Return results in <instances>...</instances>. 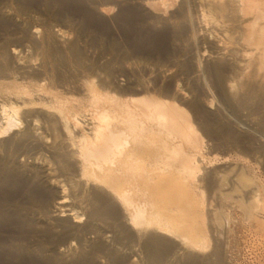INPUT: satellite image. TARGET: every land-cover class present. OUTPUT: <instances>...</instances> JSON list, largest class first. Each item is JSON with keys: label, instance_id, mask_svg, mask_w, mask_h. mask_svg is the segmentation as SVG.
I'll use <instances>...</instances> for the list:
<instances>
[{"label": "bare ground", "instance_id": "1", "mask_svg": "<svg viewBox=\"0 0 264 264\" xmlns=\"http://www.w3.org/2000/svg\"><path fill=\"white\" fill-rule=\"evenodd\" d=\"M41 8L77 34L19 19ZM0 32V264H229L239 227L264 250V172L205 150L243 146L228 111L264 139V0H0Z\"/></svg>", "mask_w": 264, "mask_h": 264}, {"label": "rangeland", "instance_id": "2", "mask_svg": "<svg viewBox=\"0 0 264 264\" xmlns=\"http://www.w3.org/2000/svg\"><path fill=\"white\" fill-rule=\"evenodd\" d=\"M47 8V7H46ZM45 8V9H46ZM52 8V7H51ZM45 9L44 10H42V8L40 9V11H42V12H40L39 11V9H38V11L36 10L34 13L32 12V13H27V14H22V15H20V17H19V19L21 20V21H24L25 22V25H27L28 27H38V28H40L42 31L44 30V29H46V28H48L50 25H52L51 27L52 28H54V29H62V30H64V31H66L67 30V32L69 31V30H72V32H70L69 31V33L71 34V33H73L74 32V34L73 35H75V34H77V32L76 31H78V29L79 28H77V25H79V23H77V22H79L80 21V17L78 18V16H79V14L78 13H73L75 16L73 17V16H67V14L66 15H63V16H61V17H55V19L52 17V16H54V12H55V10H56V8H54V9H50L49 11H45ZM14 11V10H13ZM36 12H38V13H36ZM32 14H34V15H32ZM72 13H71V15H73ZM77 14V15H76ZM26 15V16H25ZM28 16V17H27ZM30 16V17H29ZM32 17V18H31ZM41 17V18H40ZM36 18V19H35ZM41 19V20H40ZM70 19V20H69ZM29 20V21H28ZM34 20V21H33ZM50 20H51V22H50ZM44 21H45V23H44ZM68 21V22H67ZM29 22V23H28ZM31 22H33V23H31ZM47 22V23H46ZM69 22H71V23H69ZM28 23V24H27ZM42 23V24H41ZM74 23V24H73ZM31 24V25H30ZM45 24L46 25H49L48 27L47 26H45ZM32 25H34V26H32ZM74 26V28H72ZM76 26V27H75ZM79 27V26H78ZM111 28V31L109 32V34L110 35H112V33H113V35L112 36H114V37H117V39H119V37H122V33H121V31L117 28V27H114V26H111L110 27ZM115 28H117V29H115ZM76 31H75V30ZM93 28H91V30H92ZM74 30V31H73ZM97 30H96V28L95 29H93L91 32H96ZM114 31H119L120 33H118V32H115L114 33ZM5 32H15V30H13V29H10V30H8L7 29V31L5 30ZM91 34H93V33H91ZM116 34V35H115ZM2 35H4V33L3 32H0V42L3 40L2 38ZM89 36V37H88ZM90 32H88V35L87 34H84V35H82V38L83 39H81V43H83V44H85L86 42L88 43L89 41V39H90ZM87 39H85V38ZM88 37V38H87ZM84 40V41H83ZM86 43V44H87ZM82 44V45H83ZM99 46V47H98ZM107 46V48H108V45H106V44H95V45H93V46H91V48H90V51L91 52H96L97 54H98V52H100L99 53V55H102L100 58H103V59H105L106 57L108 58V60L110 59V57H111V55L109 54V55H107V54H104L106 51H107V48H105ZM96 47H97V49H96ZM151 48V50H148V49H150ZM92 49H94V50H92ZM96 49V50H95ZM98 50V51H97ZM147 50V51H146ZM153 47H151V46H147L146 48H145V53L146 52H148V54H145L144 53V55H143V59L145 60V61H154V63H152V62H149L150 64L152 63V65L154 66L155 64H157V61L158 60H156V59H158V57H156V59L154 58V60H153V56L155 55V54H157V53H153L152 54V52H153ZM103 53H102V52ZM90 52V53H91ZM102 53V54H101ZM149 53H150V56H148L149 55ZM109 56V57H108ZM156 56V55H155ZM154 56V57H155ZM151 58L152 60H150V59H148V58ZM107 58L105 59V61L107 60ZM112 58V57H111ZM146 58V59H145ZM103 59H100L99 61H101V63L104 61ZM148 66H152V65H150L149 63H147V62H145ZM144 63V64H145ZM147 66V67H148ZM153 66H152V69H154L153 68ZM156 66V65H155ZM151 68V67H150ZM148 69H149V67H148ZM151 69V70H152ZM180 82V84L181 83H183V85H181V87H183V89L185 90L184 92H187V94H186V100H184V101H180L179 102V104L182 106V107H184V108H186V109H188V110H192V108H191V98H189V97H192L191 95H192V93L191 92H189V91H191V87H192V85L190 84V83H188L187 84V82L186 81H179ZM189 84H190V86H189ZM188 87H187V86ZM185 94V93H184ZM183 100V99H182ZM216 102H218L217 100H216ZM219 104V105H218ZM216 106H220V103H216L215 104V106L213 107V110L216 108ZM217 109V108H216ZM215 109V110H216ZM192 112V111H191ZM242 112L243 113H246V112H244V111H242V110H239V111H235V112H225V114H227L226 116L224 115V118L227 120V121H230V122H227V124H228V126L230 127V126H232L231 124H229V123H232L233 122V119H234V122L233 123H237L238 122V124L236 125V126H233V127H230V129H232L233 131H235L238 135H239V137H240V135L242 136V137H240L241 138V140L243 141V146L242 147H240V149H237L236 147V149L234 148V147H230L229 149L228 148H226V146L224 147V145L227 143V142H225V139H221L219 142H217V143H215L216 141H214V142H211L212 140H210V139H208V138H206V148L207 149H205L206 150V153H207V155H208V157L210 156H212L213 158L215 157V158H217V159H219V161H217L215 164H216V166L215 167H220V166H222L223 165V167H224V165L225 164H223V162L225 161V158L226 157H229V156H231V155H233V156H240L241 157V159L242 160H245V161H247L248 162V164L251 166V167H253L254 169H255V171L256 172H258V173H262L263 174V172H264V163H263V161H261V158L256 154V152H257V148H258V144L260 143L261 144V142L264 140V139H262V137H257V138H255L254 137V135H252V134H250L248 131H250L249 129H247V128H249L248 127V125H247V123L249 122L248 121V119H247V116L246 117H242L241 118V116L243 115L242 114ZM235 113H237V115L235 114ZM233 115H236V117H234ZM245 115V114H244ZM228 116V117H227ZM238 117V118H237ZM230 118V119H229ZM241 118V121H237L238 119H240ZM246 118V119H245ZM229 119V120H228ZM231 119H232V121H231ZM234 124V125H235ZM246 130H247V132H246ZM250 135H252L251 137H249ZM253 137V139H249V138H252ZM260 139H262L261 141H260ZM209 140V141H208ZM259 140V141H258ZM208 144V145H207ZM246 144H248V145H246ZM259 144V145H260ZM250 145V146H249ZM248 146H249V148H248ZM228 147V146H227ZM251 147H253V149H250ZM232 148V149H231ZM228 149V150H227ZM209 152H211V153H209ZM225 157V158H224ZM221 159H224V161H222ZM222 161V162H221ZM219 162H221V163H219ZM219 164V165H218ZM228 165V164H227ZM220 168H222V167H220ZM263 176H264V174H263ZM264 178V177H263ZM244 228H242V227H239V228H237V230H236V233L232 236L231 235V237L229 236L228 238H230L229 239V243L231 244L230 245V257L232 256V259L230 258V260H229V264H264V250L261 248V246L258 244V243H256L255 241H251V238L248 236V235H246L247 233H246V230L244 229ZM246 233V234H245ZM235 237V238H234ZM235 242V243H234ZM247 244V245H246ZM247 246V247H246ZM236 247V248H235ZM238 247V248H237ZM246 247V248H245ZM234 250H236V251H234ZM239 250V251H238ZM233 252V253H232ZM235 252V253H234Z\"/></svg>", "mask_w": 264, "mask_h": 264}]
</instances>
